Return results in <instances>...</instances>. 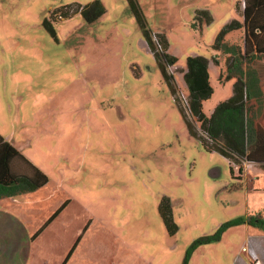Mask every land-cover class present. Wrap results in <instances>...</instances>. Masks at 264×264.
I'll list each match as a JSON object with an SVG mask.
<instances>
[{
  "label": "rangeland",
  "instance_id": "obj_1",
  "mask_svg": "<svg viewBox=\"0 0 264 264\" xmlns=\"http://www.w3.org/2000/svg\"><path fill=\"white\" fill-rule=\"evenodd\" d=\"M92 1L0 0V136L13 133L23 147L33 135L43 158L36 165L50 179L42 190L47 209L28 210L37 224L68 204L43 232L44 245L32 247L47 264H62L75 243L69 264H264V229L248 223L264 220V172L250 167L243 179L232 163V176L228 159L189 132L175 101L206 140L185 103L186 59L210 60L208 117L231 97L236 78H220L227 55L207 48L225 24L242 23V0H135L155 51L158 34L172 64L157 60L128 0H100L105 12L86 23L73 10ZM195 9L213 20L197 21ZM241 37L233 30L227 44ZM249 66L264 78V56ZM163 197L173 235L158 213ZM14 211L6 220L0 212V221L26 220ZM18 254L14 264H23Z\"/></svg>",
  "mask_w": 264,
  "mask_h": 264
},
{
  "label": "trees",
  "instance_id": "obj_2",
  "mask_svg": "<svg viewBox=\"0 0 264 264\" xmlns=\"http://www.w3.org/2000/svg\"><path fill=\"white\" fill-rule=\"evenodd\" d=\"M128 3L137 22L143 27V34L157 60L172 64L175 58L166 53L168 46L166 40L158 34L154 36L160 49L159 55L155 51L152 36L144 28L136 1L128 0ZM242 6V23L232 20L224 25L208 49L210 52L218 53L220 51L227 55L224 58V66H222L224 74L220 78L229 79L232 76L236 78L231 97L218 103L208 117L202 112V101L208 99L212 94L209 85V60L200 55L186 59L183 77L186 87V107L192 120L199 123V129L206 135L208 141L197 134L196 129L192 127V121L188 119L187 114L180 106L179 98L175 97L189 132L201 141L205 150L217 151L226 157L229 161L231 174H233L232 163H236L239 171H242V161L259 165L264 169V124L262 125L258 120L264 109L263 93L258 86L256 71L249 66L254 58L264 56V0H242ZM73 12H80L86 23H92L105 12V9L100 0H93L83 7L77 5ZM67 14L69 15L64 11L61 15L64 18L68 16ZM195 19L197 21L204 19L207 24L212 21L206 11H197ZM47 22L45 20L43 26L54 36L53 30L47 26ZM236 29L242 31L240 43L242 50L238 45L227 44L228 34ZM216 60L217 57L212 56V61L216 62ZM163 72L165 73L164 68ZM46 182V175L32 166L18 150L0 136V196L33 191ZM62 207L48 218L43 227L58 215ZM171 212L170 200L163 197L158 204V213L167 232L173 235L177 226ZM240 221L242 222V219L237 223ZM248 223L251 226L264 229V220L256 216H251ZM214 236L211 239L219 238L218 235ZM75 245L76 243L62 264L66 263Z\"/></svg>",
  "mask_w": 264,
  "mask_h": 264
},
{
  "label": "crops",
  "instance_id": "obj_3",
  "mask_svg": "<svg viewBox=\"0 0 264 264\" xmlns=\"http://www.w3.org/2000/svg\"><path fill=\"white\" fill-rule=\"evenodd\" d=\"M242 8H243L242 2L241 3L238 2L237 3V13L241 17H242ZM197 11H206L213 20V16L208 9H195L194 10L195 13ZM234 20H236V19H234ZM241 35H242V31H241ZM239 42L241 43V41H239ZM238 45L240 46V48L242 50L241 44H238ZM209 46L210 45H208L207 49L210 48ZM209 53L211 56L212 54L210 51H209ZM208 65H209V63H208ZM255 71L257 74V78H258V86L263 93V104H264V78H262L263 76H261V77L259 76L258 68L255 67ZM263 107H264V105H263ZM259 116L260 117L258 120L263 125L264 124V109L261 111ZM32 130H33V128H30L29 130H25L24 133H26L27 131H32ZM12 132H14V131H12ZM32 136L33 135H31V137H30L31 139H32ZM13 137H14V135L12 133V134H10V137L8 140L4 139L3 137L2 138L6 142H8L12 147H14L16 150H18V152L20 154H22L24 156V158L32 166L36 167L40 172H42L44 175H46V173L42 171L41 167L36 165V163H38V164L41 163V160H43V158L41 157V155L37 151L38 149L35 148L34 141L29 139V142H27L23 147H20L17 145V143L15 141H13ZM43 138H45V140H46V136L43 135ZM36 143H39V145H41L44 142H36ZM250 167H253L254 169H256V167H258V170H256V171H258L259 173L264 172V169L261 166L244 162L242 165V171H241L243 174L240 175L243 179L246 178V172ZM237 170H238V172H240L238 168H237ZM232 176H234V173L232 174ZM49 180L50 179L47 178V182L44 185L34 189L33 191L25 192L22 194L19 193V194H14V195H2V196H0V212L6 214L2 220H6L8 218V216H11L12 215L11 213L13 212V210H15L14 211L15 213H18L19 211L27 213V217L25 218L26 219L25 221L22 218H20L19 221L12 220L11 217H9L11 220L10 222L9 221H6V222L0 221V264H14V261L16 262V260L18 261V259L20 258V256H18L19 255L18 253H20V252H23L25 254V257H26L23 264H47L46 259L44 257L42 258V255H41L42 249L39 247L38 248L35 247L36 248L35 249L34 247H32V244L36 245L39 242L40 245H44V243L42 242V239H41L43 232L46 229H48V227H50L53 220L57 216H59L62 213V211L65 210V208L67 207L68 204L64 203L62 205L63 207H62L61 211L58 213V215L53 220L48 222L44 227H43V225L46 223L48 218L46 219V221H43V222L40 221V223L37 224L38 219L36 220L34 217V215L36 214V211L33 210V211L28 212V210H31V209L37 208V207L40 210H42V209L46 210L47 209V207H43L45 205V202L47 201V196L45 194L42 195V190L44 189L45 186H47V184L49 183ZM59 180L60 181L58 182V189H55V191H57L58 193H59V189L62 185L61 182L64 181V178L62 177ZM239 181H241V180H239ZM30 194H33L35 196H39V198L42 196L43 197L46 196V198H44L42 200L38 199L35 202V201H31L28 198V196H30ZM36 203H38L39 205H35ZM14 205H16V206H14ZM17 207H18V209H17ZM15 231H17L18 234ZM15 244H17V248L14 247ZM9 246H12V248L10 249ZM39 251H40V253H39ZM68 253L69 252H67V254ZM72 256L73 255L71 253L70 257L67 259L65 264H69V260H71Z\"/></svg>",
  "mask_w": 264,
  "mask_h": 264
},
{
  "label": "built area",
  "instance_id": "obj_4",
  "mask_svg": "<svg viewBox=\"0 0 264 264\" xmlns=\"http://www.w3.org/2000/svg\"><path fill=\"white\" fill-rule=\"evenodd\" d=\"M208 139V138H207Z\"/></svg>",
  "mask_w": 264,
  "mask_h": 264
}]
</instances>
